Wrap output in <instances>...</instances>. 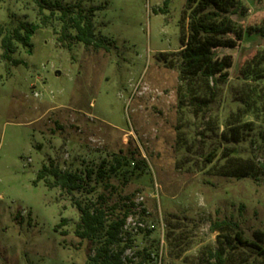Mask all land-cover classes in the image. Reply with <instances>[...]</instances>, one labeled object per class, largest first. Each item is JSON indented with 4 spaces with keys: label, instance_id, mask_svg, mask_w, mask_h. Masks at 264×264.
<instances>
[{
    "label": "rangeland",
    "instance_id": "rangeland-1",
    "mask_svg": "<svg viewBox=\"0 0 264 264\" xmlns=\"http://www.w3.org/2000/svg\"><path fill=\"white\" fill-rule=\"evenodd\" d=\"M60 1L94 7L109 50L59 40V13L42 23L34 0H0V28L31 29L17 65L0 47V264H88L77 203L102 198L106 224L129 210L122 264H214V222L264 231V0L230 8L243 38L216 50L231 61L217 86L181 73L187 0ZM50 163L82 187L35 182Z\"/></svg>",
    "mask_w": 264,
    "mask_h": 264
},
{
    "label": "trees",
    "instance_id": "trees-1",
    "mask_svg": "<svg viewBox=\"0 0 264 264\" xmlns=\"http://www.w3.org/2000/svg\"><path fill=\"white\" fill-rule=\"evenodd\" d=\"M40 20L46 23L55 13L62 23L59 40L66 41L70 46L82 43L86 48L109 50V42L95 36L92 17L94 7L85 11L80 4H62L60 0H34ZM169 0L163 1L168 6ZM236 0H187V16L180 19L181 73L188 79L197 77L210 80L213 86L226 81L227 68L231 66L228 56H216L218 48H232L236 41L242 40L243 31L235 27L230 17V8L235 7ZM210 8V9H209ZM163 10V9H162ZM47 11L49 14H44ZM153 11H156L155 9ZM164 11V10H163ZM232 10V13H234ZM188 17L187 25L184 21ZM70 30L74 33L71 34ZM27 24H19L12 30L4 31L0 28L1 58L6 62L17 65L18 61L12 58L15 51V42L27 46V37L30 34ZM233 34V38L227 37ZM247 68L255 69L254 58ZM244 69V72L248 71ZM115 169V168H112ZM102 175V172H99ZM42 180L47 187H59L69 192L82 187V178L76 172L61 171L58 166L50 163L43 165L36 174L35 182ZM102 198V197H101ZM101 206L81 205L77 203L80 212L79 221L75 226V235L81 239H88L96 243L95 253L89 257L88 264H122L121 254L125 246L119 247L122 242L121 232L129 210H123L121 216L108 220L102 204ZM218 232L217 247L210 256L214 264H264V231L257 232L254 238L246 237L237 224L230 221H216L211 227ZM62 234H65L63 231Z\"/></svg>",
    "mask_w": 264,
    "mask_h": 264
},
{
    "label": "built area",
    "instance_id": "built-area-1",
    "mask_svg": "<svg viewBox=\"0 0 264 264\" xmlns=\"http://www.w3.org/2000/svg\"><path fill=\"white\" fill-rule=\"evenodd\" d=\"M137 225H138V227H139V226H141L142 224L138 223ZM125 227H126V226H125Z\"/></svg>",
    "mask_w": 264,
    "mask_h": 264
}]
</instances>
